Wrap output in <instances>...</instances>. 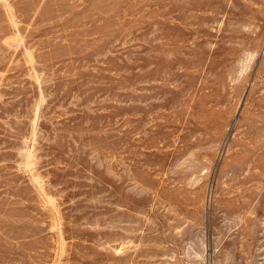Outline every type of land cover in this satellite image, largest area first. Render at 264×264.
<instances>
[{
	"label": "rangeland",
	"instance_id": "1",
	"mask_svg": "<svg viewBox=\"0 0 264 264\" xmlns=\"http://www.w3.org/2000/svg\"><path fill=\"white\" fill-rule=\"evenodd\" d=\"M0 264H264V0H0Z\"/></svg>",
	"mask_w": 264,
	"mask_h": 264
}]
</instances>
